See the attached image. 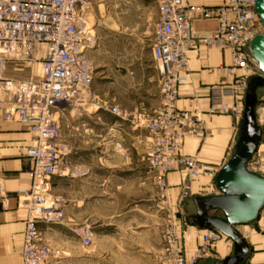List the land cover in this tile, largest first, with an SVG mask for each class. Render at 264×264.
Returning a JSON list of instances; mask_svg holds the SVG:
<instances>
[{
    "label": "built area",
    "instance_id": "obj_1",
    "mask_svg": "<svg viewBox=\"0 0 264 264\" xmlns=\"http://www.w3.org/2000/svg\"><path fill=\"white\" fill-rule=\"evenodd\" d=\"M256 2L224 0L218 5H196L186 0H158L152 53L159 68L162 104L158 111L148 114L110 107L95 90L94 64L88 55L98 43L91 18L92 0H0V92L4 94L0 108L6 120L25 124L35 135L34 143L26 150L32 161L31 183L18 192L27 212L23 264L49 262L53 248L44 241L39 225L64 222L61 198L51 190L53 176L69 174V169L62 165L72 151L62 139V115L68 109H105L135 127L146 128L148 159L159 193L169 199L167 174L183 167L187 177L182 184L181 200L191 197L193 181L210 168L197 156L182 153L188 136L207 135L201 112L177 106L179 86L188 80V51L197 43L231 49L230 70L241 68L246 74L229 85L213 88L209 112L242 119L248 79L258 68L246 48L264 31ZM201 19L217 20V30L198 37L194 23ZM25 59L39 60L40 76L17 80L5 75L10 62ZM116 147L121 148L122 144L116 142ZM251 165L264 176V149L255 153L250 169ZM77 233L85 244L93 242L88 227L78 229ZM185 238L190 236L185 234ZM223 238L232 245L220 231L205 229L201 242L188 258L180 236L172 230L165 258L169 264H197Z\"/></svg>",
    "mask_w": 264,
    "mask_h": 264
},
{
    "label": "rangeland",
    "instance_id": "obj_2",
    "mask_svg": "<svg viewBox=\"0 0 264 264\" xmlns=\"http://www.w3.org/2000/svg\"><path fill=\"white\" fill-rule=\"evenodd\" d=\"M92 3L91 18L98 42L92 50V57L100 70L104 65L109 66V69L118 59H130L133 53L126 52L135 51L136 59H140L144 50L152 49L159 18L158 0H92ZM5 75L17 80L36 78L41 75V64L39 60L27 59L10 62ZM126 85V80L119 79L115 85L117 90L113 88L106 97L103 95L106 92L104 84L96 92L108 100L115 97V103L103 98L110 107L133 110L139 98L124 93ZM257 117L263 128V140L259 146L263 150L264 88L259 95ZM111 121L123 120L108 110L93 107L89 110L68 109L62 115V139L72 147L71 153L62 162L63 167L69 169V174L53 176L51 192L61 198L64 222L39 225L44 241L53 248L49 264H169L165 258L169 232L173 230L180 236L185 253L186 244L193 240L197 232L191 227L194 225L187 212L182 209L186 199L181 200V193L179 204L171 201L169 189L168 200L159 193L155 173L148 159L149 148L145 158L137 161L141 164L138 169L129 167L132 162L130 151L122 140L129 138L127 128L141 130L149 144L147 129L135 127L125 120L128 124L124 131L120 130L121 139H115L106 149L104 134L107 129L104 123ZM240 121L241 118L238 125ZM76 124L82 125L79 129L84 134V137L79 136L82 140L88 141V135L93 134L89 129L95 134L91 138L92 145L88 147L86 143V147L77 152L70 141L76 139L73 136ZM237 136L238 130L234 146ZM116 142H120L122 147H116ZM250 167L256 171L254 165ZM74 199L85 200V203L80 207ZM185 205L190 207V202ZM212 213L220 214L215 211ZM261 213L264 216V210ZM87 227L93 236L91 244H85L77 233L78 229ZM254 227L255 224L239 225L237 229L250 240ZM185 234L190 236L188 240ZM224 240L217 242L214 249ZM197 246L190 251L188 258Z\"/></svg>",
    "mask_w": 264,
    "mask_h": 264
},
{
    "label": "crops",
    "instance_id": "obj_3",
    "mask_svg": "<svg viewBox=\"0 0 264 264\" xmlns=\"http://www.w3.org/2000/svg\"><path fill=\"white\" fill-rule=\"evenodd\" d=\"M223 1L186 0L188 4L196 5H218ZM194 28L198 37L209 36L217 30L218 22L214 19H201L194 23ZM126 53H133L132 55L130 54V59L129 57L122 61L118 59L116 64L110 66L109 69H107L109 66L106 67L104 65L102 70H100L92 57V50L89 51V58L94 64L95 90L97 89L98 91L101 89V85L104 84L106 92L103 95L106 97L113 88L114 91L117 90L116 82L119 79H124L128 82V85L123 88L125 89L124 93L131 97L139 98L135 109H124L133 113L142 112L148 114L158 111L161 107L160 76L152 49L144 50L143 57H140V59H136L135 51ZM188 57L189 71L186 74L188 80L179 86L177 106L190 112H201L207 135L203 139L196 136H188L184 142L182 153L197 156L210 169L200 173L193 181L191 197L186 199L182 206V209L186 212L188 208L192 207V198L220 193L215 184V176L231 157L239 126L238 119L231 114L209 112L212 104V90L219 85H229L236 77L246 74L245 70L241 68L230 70L232 64L230 48L221 49L214 45L197 43L188 51ZM9 66L10 63L7 68ZM96 69L99 71H96ZM256 72H258V68ZM3 97L4 94L0 92V99ZM111 99L108 101L115 103L113 102L115 97ZM104 124L107 129L104 134V145L108 149V146H111L115 139H121V131L127 128L126 124L128 123L123 120L120 122H105ZM74 127L76 131L73 132V136L76 139L74 137H72L75 139L74 141L70 139L74 151L77 152L86 147V143L90 147L92 145L91 138L95 135L92 129L89 130L93 134H89L88 141H85L79 138V136L84 137L83 132L79 130L82 125L76 124ZM127 129L129 131L128 141L122 140L125 141L124 143L130 151L132 162L129 167L138 169L141 164H138L137 161L145 158L149 144L147 137L143 135L141 130H135L132 127ZM82 130L84 129L82 128ZM129 140L131 141L129 142ZM34 141L35 135L28 126L17 121L6 120L0 108V264H23L21 254L27 212L21 205V197L18 192L22 188H28L31 183L29 171L32 168V161L26 156V150ZM186 177L187 172L183 167L168 173L167 181L173 203L177 204L178 202L179 204V195ZM74 200L76 203L78 202L80 207L85 203V200L82 199ZM188 202H190V207L185 205ZM187 216L191 220L188 212ZM252 224H255L256 227L253 228L251 239L248 240L251 246V253L243 264H264L263 213ZM191 227L198 233L196 232L195 236L193 235V240L186 244L187 256L201 242L202 234L205 231V229L197 228L195 225ZM225 241L220 242L213 250V253L201 260L200 264H208L213 260L223 259L228 256L233 246Z\"/></svg>",
    "mask_w": 264,
    "mask_h": 264
},
{
    "label": "water",
    "instance_id": "obj_4",
    "mask_svg": "<svg viewBox=\"0 0 264 264\" xmlns=\"http://www.w3.org/2000/svg\"><path fill=\"white\" fill-rule=\"evenodd\" d=\"M256 9L264 27V0H257ZM246 51L256 61L258 73L248 79L245 110L234 151L215 176L220 193L196 196L191 199L192 207L187 209L197 228L218 230L232 241L231 254L208 264L245 263L251 253V246L237 226L256 222L264 210V176L249 168L263 140L257 105L260 91L264 88V32L255 36Z\"/></svg>",
    "mask_w": 264,
    "mask_h": 264
}]
</instances>
